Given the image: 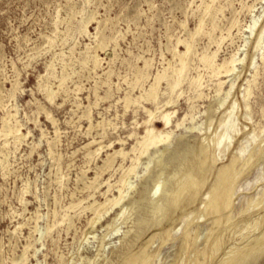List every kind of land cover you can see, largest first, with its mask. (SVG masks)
<instances>
[{
    "label": "rangeland",
    "instance_id": "374dc122",
    "mask_svg": "<svg viewBox=\"0 0 264 264\" xmlns=\"http://www.w3.org/2000/svg\"><path fill=\"white\" fill-rule=\"evenodd\" d=\"M182 40L192 44L185 56ZM216 52L219 64L236 53L242 58L235 75L218 76L204 64V55ZM263 56L264 0H0V130L20 125L26 134L18 143L0 134V264H92L96 258L93 264L111 259L113 264H129L135 254L132 264H195L198 259L222 264L233 248L263 234L264 204L243 213L264 193L263 161L239 179L225 226L217 227L205 207L216 181L223 180L219 171L228 166L230 176L238 158L240 171L250 152L257 159L264 146ZM182 59L187 71L180 86L172 92L164 79L158 101H146L159 73L168 74L170 82L178 78ZM195 79L202 89L192 85ZM220 81L225 84L219 92ZM48 86L55 93L53 102L47 98ZM248 87L253 93L245 100ZM140 96L127 107L126 97ZM232 106L239 128L231 146L226 139L220 147L197 200L180 209L169 202L159 225L160 220L151 218L147 199L154 180L162 170L170 175L181 163L201 177L202 145H209L212 156L220 119ZM163 111L173 113L174 125L188 119L183 127H174L171 151L157 155L167 166L153 163L148 171L155 150L141 156L136 173L130 174L134 188L123 202L126 218L116 220L120 205L89 229L94 212L88 207L119 194L132 158L139 155L131 150L145 133L144 121L154 112V125L162 130ZM95 140L93 150L103 147L91 159L86 145ZM114 148L129 155L118 156L114 167L102 172ZM97 172L101 175L95 181ZM189 215L195 220L184 229ZM109 224L114 226L107 235ZM219 228V248L208 249ZM129 230L133 232L121 246ZM185 236L188 258L180 256ZM243 264H264V250Z\"/></svg>",
    "mask_w": 264,
    "mask_h": 264
},
{
    "label": "bare ground",
    "instance_id": "6f19581e",
    "mask_svg": "<svg viewBox=\"0 0 264 264\" xmlns=\"http://www.w3.org/2000/svg\"><path fill=\"white\" fill-rule=\"evenodd\" d=\"M92 20H93V18H91L87 22L86 26H84V30H83L84 32L90 33V29L87 25ZM253 28H254V26H253ZM201 30H202V24L199 28V31H201ZM260 39H262V38H260ZM179 44H183L186 47V51L184 52V54L182 53L183 56H185L191 52L192 44H190L188 42V40L187 41L182 40V41H180ZM100 47H103L102 43H101ZM216 57H217V52L213 53V55H210V54L204 55L202 60L205 62L204 64H206L210 69H212L215 73H218V76L222 75V74H225L227 77L235 75L237 66L239 64H241V62H242V58H238L237 53L233 54V56L230 59H225V62L222 64L217 63ZM93 58H94V66L98 67L99 63H100V55L96 54L95 56H93ZM263 61H264V56H263ZM146 66H148V65H146ZM48 67H49V69L48 68L47 69L49 71L52 69L53 64H51ZM185 71H187V64L182 59V67L177 72L178 78H176L173 82H170L169 79H167L168 74L166 75L165 73H162V74L159 73L155 77L154 83L151 84L145 100L146 101H152L155 103L158 101L159 87H160L161 81L164 79L168 80V82H169L168 85L173 92L182 83V79H184L183 76H184ZM257 76H258V72H256V74H254L255 78ZM142 78H143V76H142ZM65 80H66V76H63L61 78V84L62 85L64 84ZM224 84H225V81H220L219 89H218L219 92L222 90ZM192 85H195V87L197 89H202V87H203L200 79H195L192 82ZM231 87L233 88V85ZM251 88L252 87H248L246 89V92L244 95L245 100H249L248 98L253 93V92L251 93ZM46 92H47L46 94L48 95V96L46 95L47 98H49L50 101L53 102V100L55 99L54 91L51 90L49 87V89ZM229 94H230V92L227 93V95H229ZM202 96H203V92L199 93L198 97L201 98ZM142 98H143V96H140V97L135 98V99H132L130 97H126L127 107H129L132 103H135V104L138 103ZM224 101L225 100L221 101V104H223ZM170 102L171 101H169L168 103H170ZM246 106H247V109L250 108L249 107L250 105H246ZM164 111L162 112L163 114L161 115V119L163 121L162 123L164 124V126H163L164 128L162 130H158L156 128V126L154 125V119L157 116L154 112H152L149 115L150 116L149 119L144 121L145 133L140 138L138 137L139 140H138L136 146H134L131 150L133 153H136L138 151L139 155L136 156L135 158H132L133 163H132L131 167L129 168V176L122 180L121 188H119V194L113 195L112 198H107V200L105 201L104 204H98V206H96V204H93L92 206L88 207V208L92 209L94 212V216L91 218V220L89 222V229L95 228L94 226L100 221V219L103 217V215L105 213H108L111 209H113L117 206H120V205H122V211L119 214V218H117L116 220H118V219L121 220L123 218H126L128 211H127V208H124L125 205H123V202L128 197V193L134 188L130 182V176H131L130 174L136 173L138 165L141 162V156L149 155V152L152 149L155 150L156 156L159 154H165L168 151H171L170 148H171V145L173 144V139H174V134H175L174 127H176V128L183 127L185 124V121L188 119H187V117H185L183 120H179L176 123V125H174L173 120H172V114L173 113L172 112L164 113ZM235 114H236V108H235V106H232L231 109L229 111H226L223 114L222 118L220 119L218 130H221V132L219 134L217 132L215 138H213V140H212V146L214 148V153L212 156H211V153L209 151V145L206 143H204L202 145V150H201V153L199 154L200 166L202 168V170H201L202 176L201 177L197 176L194 173V171L187 169L185 167V164L181 163L179 169L175 170L170 175L166 176L165 172L162 170L160 172V174L158 175V178L154 180V184H153V186H152V188H151V190L147 196V199H148L149 204H150L151 218L155 221L160 220L158 222L159 225H161L163 223L164 219L167 217V204L169 202H171L176 208L180 209L183 205L185 208L187 205L193 204L197 200L202 189L207 184V181L209 179L210 174L212 173L211 171L209 172V170H210L209 168H211V170H212L214 168L216 162H218V159L220 156V155H218L220 147L222 146V144L225 142L226 139H229L228 143H229V147H230L231 142L233 141V139L237 135L236 130L239 127L236 124ZM190 117L192 119H194V114H190ZM8 125H4V126L7 127ZM91 127H93V125H91ZM192 129H194V128H192ZM2 133H4V135L6 137H9V136L13 137L15 143L20 142L22 140V138L26 137V134L22 131L20 125L14 126V127L9 126L7 128H4L3 130H0V134H2ZM137 134L138 133H135V132L133 133V135H137ZM7 142H9L8 139H7ZM96 142H97L96 140L93 142L91 141L89 144L86 145V148L88 149L87 155L91 159L94 158L95 156H97L103 147L101 145L99 148L93 150L92 146ZM128 155H129V152L125 151V149L114 148L111 153H108L107 159L104 160V165L102 167H100V170L103 172L105 169H111L112 167H114V164L116 162V158L118 156H120V157L122 156L123 159H125ZM239 159L240 158H238L237 161L233 162L234 172L231 173L230 176H226L228 166L225 168H222L219 171L218 176L220 179H223V180L221 183H219V180L216 181L215 185L213 186V188L211 190L213 193V197L205 205L206 209L209 210L212 214H214L213 219H214V223L216 224L217 227H220L223 223L225 224V220L228 221V219H229L226 212L228 210L232 209V207H233L232 206L233 198L236 194L237 187L239 184V179L241 178V176L243 174H245L247 172V170L254 167L260 161L264 162V146L263 147L260 146L259 156L257 157V159H254V154L252 152H250V156H249V159L246 161V164L241 168L240 171H237V164L239 162ZM153 163H156L158 166H163V168H165L167 166L166 163H164L161 160V157L157 156L156 158H154V160H151L148 163L147 168H146V169H148V171L152 170V168H153L152 164ZM146 174H149V173L147 172ZM100 175L101 174L99 172H97L96 177H95V181L98 180ZM171 182H173V186H172V189H169L168 187H169V184ZM92 184H94V182H92ZM110 187H111V185L109 186V188ZM207 199H208V197H207ZM207 199L205 200V202L207 201ZM261 204H264V193L261 194L260 197L256 201H252L250 203L249 207H247L243 211V213H248L252 208L258 207ZM145 220H146V218H145ZM194 220H195V218H193V217H191V215H189L184 220V229L187 228L188 226H190ZM113 226H114V224H109L107 226V231H108L107 235L110 234L111 230L113 229ZM223 227H221V228H223ZM228 227H229V225H228ZM173 229H175V228H173ZM133 230L127 231L124 234V236L121 237V240H122V242L120 243L121 246H124L125 241L127 243L129 235H130V233L133 232ZM118 231L119 230H116V232H118ZM174 231H176V230H174ZM116 232H114V233H116ZM220 237H221V230L219 228L217 231H215V233H212L207 248L210 249L214 246H218L219 243L221 242ZM169 238H172L171 234L169 235ZM151 242H150L149 246L151 245ZM217 248H219V246ZM180 250H181L180 256L182 258H186V257L188 258L189 248H188V238L186 236L182 237L181 244H180ZM263 250H264V233L263 234H257L255 236H253L252 238H249L244 244L238 245L237 247L233 248L230 252L225 254L222 264H243V263L247 262L254 255L259 257L261 254H263ZM205 253L206 252H203V255H205ZM136 255L137 254L133 255L132 258ZM132 258L130 259L129 264L133 263ZM97 259L98 258H96L95 260H91V263L93 264ZM113 262L114 261L111 259V260H108L105 264H113ZM195 264H202V262L200 261V259H198Z\"/></svg>",
    "mask_w": 264,
    "mask_h": 264
}]
</instances>
